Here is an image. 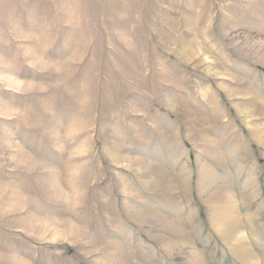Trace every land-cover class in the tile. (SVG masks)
I'll return each instance as SVG.
<instances>
[{
  "label": "rangeland",
  "instance_id": "374dc122",
  "mask_svg": "<svg viewBox=\"0 0 264 264\" xmlns=\"http://www.w3.org/2000/svg\"><path fill=\"white\" fill-rule=\"evenodd\" d=\"M0 264H264V0H0Z\"/></svg>",
  "mask_w": 264,
  "mask_h": 264
}]
</instances>
